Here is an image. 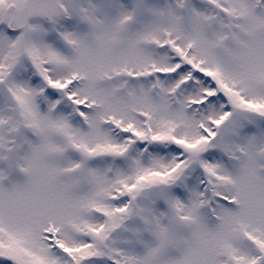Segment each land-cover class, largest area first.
I'll return each mask as SVG.
<instances>
[{
    "label": "snow or ice",
    "instance_id": "obj_1",
    "mask_svg": "<svg viewBox=\"0 0 264 264\" xmlns=\"http://www.w3.org/2000/svg\"><path fill=\"white\" fill-rule=\"evenodd\" d=\"M0 264H264V0H0Z\"/></svg>",
    "mask_w": 264,
    "mask_h": 264
}]
</instances>
